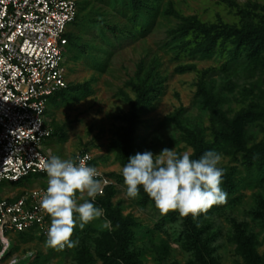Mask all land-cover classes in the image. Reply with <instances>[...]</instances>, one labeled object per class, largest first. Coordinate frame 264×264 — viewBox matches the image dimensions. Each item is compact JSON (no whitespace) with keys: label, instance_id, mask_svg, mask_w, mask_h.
Masks as SVG:
<instances>
[{"label":"rangeland","instance_id":"rangeland-1","mask_svg":"<svg viewBox=\"0 0 264 264\" xmlns=\"http://www.w3.org/2000/svg\"><path fill=\"white\" fill-rule=\"evenodd\" d=\"M76 1L68 88L49 99L44 147L90 153L114 189L93 201L104 216L76 227L75 247L9 233L0 264H264V0ZM164 148L220 153L226 203L193 219L161 214L142 186L126 197L127 159ZM41 178L3 182L0 198Z\"/></svg>","mask_w":264,"mask_h":264},{"label":"built area","instance_id":"built-area-1","mask_svg":"<svg viewBox=\"0 0 264 264\" xmlns=\"http://www.w3.org/2000/svg\"><path fill=\"white\" fill-rule=\"evenodd\" d=\"M78 15L76 0H0V184L46 178L19 196L0 198L1 239L35 231L46 241L51 218L39 210L48 179L41 159L50 158L44 141L53 137L46 110L68 88L65 55ZM84 157L111 181L104 193L115 185L90 153L74 160Z\"/></svg>","mask_w":264,"mask_h":264},{"label":"clouds","instance_id":"clouds-1","mask_svg":"<svg viewBox=\"0 0 264 264\" xmlns=\"http://www.w3.org/2000/svg\"><path fill=\"white\" fill-rule=\"evenodd\" d=\"M192 156L191 148L182 153L164 148L159 154L145 151L130 156L121 169L126 197L138 198L142 186L161 214L178 211L193 219L213 205L226 203L227 193L221 188L225 170L218 167L222 155L209 150L197 159ZM87 159L57 155L41 159V171L48 179L39 193V210L51 218L45 241L48 248L63 251L75 247L78 240L71 237L76 227L82 230L104 216V210L93 201L104 194L111 181L96 167L88 166ZM100 227L111 229V221L105 220ZM9 264H18V260L13 257Z\"/></svg>","mask_w":264,"mask_h":264},{"label":"trees","instance_id":"trees-1","mask_svg":"<svg viewBox=\"0 0 264 264\" xmlns=\"http://www.w3.org/2000/svg\"><path fill=\"white\" fill-rule=\"evenodd\" d=\"M71 37H72V35L71 36H69V38H70V44H71ZM70 44H69V47H70ZM64 91H66V90H64ZM64 91H62V92H64ZM62 92H60V93H62ZM60 93H58V94H60ZM192 138H193V136H192ZM194 139V138H193ZM21 182H19V183H16V184H20ZM113 189H114V186L113 187H109V188H107L106 190H105V193H104V195H102V196H100V198H104V197H106V196H109L111 193H112V191H113ZM107 205V208H109V204L108 203H106ZM20 234H24V233H20ZM131 264V263H130Z\"/></svg>","mask_w":264,"mask_h":264},{"label":"crops","instance_id":"crops-1","mask_svg":"<svg viewBox=\"0 0 264 264\" xmlns=\"http://www.w3.org/2000/svg\"><path fill=\"white\" fill-rule=\"evenodd\" d=\"M45 148V150H46V152H47V154H48V149H49V147H44ZM49 155V154H48ZM50 156V155H49ZM25 191V190H24ZM22 193H23V191H22ZM20 195V194H19ZM18 194H16V195H14L13 197H16V196H19ZM7 198H9V197H7ZM10 198H12V197H10Z\"/></svg>","mask_w":264,"mask_h":264}]
</instances>
